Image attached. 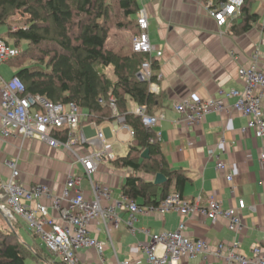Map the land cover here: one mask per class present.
<instances>
[{
  "label": "crops",
  "instance_id": "obj_1",
  "mask_svg": "<svg viewBox=\"0 0 264 264\" xmlns=\"http://www.w3.org/2000/svg\"><path fill=\"white\" fill-rule=\"evenodd\" d=\"M138 1L141 10L148 13L154 53L163 52L161 58H155L160 68L155 87L163 94V99L153 113L159 118L153 132L162 136L160 145L171 168L183 170L190 180L182 195L189 200H199L201 206H206L210 198H217L225 209L237 208L239 201H244L246 208L241 211L244 229L237 233L230 229L225 219L213 222L202 216L183 217L178 212H171L165 216H142L137 224L139 233L132 235L125 223L127 212H119L120 220L110 227L117 253L109 247L102 262L95 251L84 250L77 254L78 261L80 264L132 261L148 264L141 249L142 244L150 241L146 232L155 235L175 231L182 223L186 225L185 235L193 240H205L214 248L218 244L237 246L240 253L252 257L254 248L261 246L264 249V175L261 162L264 141L257 138L253 130L243 132L248 126V119L234 112V99L224 100L229 107L225 112L210 113L195 126L184 122L177 106L186 99L219 97L220 90L242 91L245 85L239 70L252 65L255 52L259 53V68L264 70V0H256L260 8L259 11L254 9V13L259 15V22L244 35H236L232 31L233 26L241 21L239 16L220 27L210 16L208 7L199 0ZM137 108L134 104L130 105L131 112ZM112 123L115 122L98 125L82 119L80 127L87 139L93 141L98 126H101L106 139L112 143L114 159L125 157L134 138L131 132L122 128L114 136ZM10 131V137L0 134V184L7 182L12 175V169L7 164L11 160L18 163L19 185L32 188L36 184H48L58 195L62 194L68 175L74 169H81L83 173L70 152L50 148L36 139L24 141ZM121 137L129 140L125 142L120 140ZM223 140L225 143L220 145ZM75 149L84 155L101 149V146L76 145ZM211 149L221 155L224 153L222 158L227 163L224 174L218 172L215 160L209 157ZM110 162L109 158H104L94 176L98 183L111 188L112 201L108 204L124 196L122 187L128 178L134 176L131 169H114ZM229 174L233 176V183L226 179ZM140 176L151 179L145 174ZM82 188L90 196L87 180L83 181ZM137 203L142 204V201ZM50 215L57 217L52 209ZM17 223L20 237L29 238L32 234L25 223L22 220ZM90 231L99 241L108 242V233L101 222H93ZM183 264L223 262L209 254L188 259Z\"/></svg>",
  "mask_w": 264,
  "mask_h": 264
},
{
  "label": "built area",
  "instance_id": "obj_2",
  "mask_svg": "<svg viewBox=\"0 0 264 264\" xmlns=\"http://www.w3.org/2000/svg\"><path fill=\"white\" fill-rule=\"evenodd\" d=\"M246 0H228L218 10L208 7L209 14L220 27L226 26L229 20L237 16ZM137 24L139 34L133 39V50L138 54L147 55L157 59L163 56L162 51L154 53L149 30L148 13L141 10L138 14ZM24 50L8 44L0 36V67L10 63L21 56ZM253 63L249 67H242L239 75L244 81V89L219 91V97L207 100L186 99L177 106V111L184 117L188 126H195L203 121L210 113H223L227 110L225 99H234L232 108L234 112L242 114L248 119V126L243 130L255 131L257 138L264 141V70L259 68V53L252 56ZM264 60V57L262 58ZM142 82H150L153 77V66L150 60L144 61L137 75ZM156 84L152 85V92L157 93ZM105 104L104 99L99 100ZM110 107L117 111V100L110 99ZM134 113L142 117L146 129L153 132L159 123V118L149 115L145 107H138ZM88 114L76 103L56 104L42 95L30 94L26 85L16 76L9 81L4 80L0 74V134L10 137L13 131L22 140L36 139L53 149H62L70 152L75 163L82 168L74 169L66 181L61 195L56 194L48 184H36L32 188H25L18 184L20 176L17 160L8 162L12 169L9 180L0 184V212L11 223L22 220L27 230L36 235L48 251L58 258L60 264H80L77 254L80 251H95L100 260L104 262V253L110 247L115 253L116 246L111 235V224L120 220L119 212H127L125 221L132 235L139 233L137 224L142 216H165L171 212H178L183 217L202 216L216 222L225 219L232 231L241 233L244 222L241 211L246 208L244 201H239L237 208L225 209L217 198H210L206 206H201L199 200L186 199L181 193H172L159 205L143 206L127 196L112 201V190L108 186L98 183L94 176L98 172L104 158L113 160L112 143L106 139L105 134L98 126L96 139L90 141L80 127L81 120L88 121ZM111 124L113 135L122 128L134 132L125 124L123 117ZM68 130L67 139L56 137V132ZM78 132V133H77ZM152 143L162 142V136L156 134ZM225 140L221 142L223 145ZM101 146V149L88 154H80L75 146ZM224 154V153H223ZM222 154V155H223ZM208 155L216 162L218 172H226L227 163L222 155L215 150H209ZM261 162L264 175V145L261 149ZM227 181L233 183V176L229 174ZM87 180L90 186V196L82 188ZM54 210L57 217L50 215ZM101 222L108 233V242H101L93 237L90 225ZM186 225L180 224L175 231H166L151 235L150 241L142 244L141 249L148 264H183L188 259L213 254L214 258L223 264H264V249L257 246L253 256L247 257L239 252L237 246L213 244L205 240H193L185 235ZM118 264H142L141 261L124 262Z\"/></svg>",
  "mask_w": 264,
  "mask_h": 264
},
{
  "label": "trees",
  "instance_id": "obj_3",
  "mask_svg": "<svg viewBox=\"0 0 264 264\" xmlns=\"http://www.w3.org/2000/svg\"><path fill=\"white\" fill-rule=\"evenodd\" d=\"M218 10L228 0H199ZM256 0H246L240 10V22L232 31L244 35L259 22L254 13ZM141 11L138 0H0V27L7 26L9 35L2 37L14 47L27 46L21 56L12 60L14 76L19 77L30 94L42 95L56 104L76 103L88 114V122L101 125L123 117L134 132V140L125 157H116L110 164L114 169H131L134 176L126 180L123 194L143 206L159 205L172 193H183L190 182L183 170L171 168L160 143L151 140L156 134L146 129L141 116L130 111V105L145 107L149 115L162 103L163 94L152 92L158 83L160 70L157 60L133 50V42L109 48L112 30L136 32L135 16ZM17 13L23 19L14 20ZM18 25V28L15 29ZM150 60L153 77L142 82L137 75L144 61ZM117 100V111L110 99ZM104 99L105 104L99 100ZM68 130L56 132L67 139ZM148 150V158L142 154ZM141 174L150 177L143 179ZM163 174L167 182L157 186L154 179ZM0 264H26L28 259L45 262L44 252L52 255L39 243L22 241L19 223L8 225L0 212ZM44 246V247H43ZM54 264H60L54 260Z\"/></svg>",
  "mask_w": 264,
  "mask_h": 264
},
{
  "label": "rangeland",
  "instance_id": "obj_4",
  "mask_svg": "<svg viewBox=\"0 0 264 264\" xmlns=\"http://www.w3.org/2000/svg\"><path fill=\"white\" fill-rule=\"evenodd\" d=\"M259 4H255L254 5V9H258L259 11ZM138 16H135V19H137ZM23 19V14L21 13H17L15 16H14V20L15 21H20ZM15 29L18 28V25H16V27H14ZM135 33L136 32H131L129 30L127 31H118L116 29L112 30L111 32V37H110V40L108 41V47L109 48H116V47H119V46H122V45H129V44H132L133 42V39L135 37ZM9 35V28L7 26H2L0 27V36L1 37H4V38H7ZM11 44V43H10ZM21 48L26 51L27 49V46L25 44H23L21 46ZM0 74L3 76L4 80L6 81H9L13 78L14 76V70L12 68V64L11 63H7V64H4L3 66L0 67ZM120 140H124L125 142L128 141L129 139H125L124 137L120 138ZM1 217V216H0ZM13 223H16L15 221H13ZM9 226H12L11 224L8 223ZM23 242L29 244V245H33L34 244V237L31 235L29 238L25 236L24 237H21ZM37 241L39 243L40 240L37 239ZM42 255L45 257L46 259V264H54V260H57L56 257H53V256H50L48 255L47 253L45 254L44 252L42 253ZM40 262V261H39ZM26 264H42V263H38L36 260H33V259H28L26 261Z\"/></svg>",
  "mask_w": 264,
  "mask_h": 264
},
{
  "label": "water",
  "instance_id": "obj_5",
  "mask_svg": "<svg viewBox=\"0 0 264 264\" xmlns=\"http://www.w3.org/2000/svg\"><path fill=\"white\" fill-rule=\"evenodd\" d=\"M149 156V151L146 150L143 154H142V157L145 159V158H148ZM167 182V179L166 177L163 175V174H158L156 177H155V180H154V183L155 185L157 186H160V185H163ZM6 221L10 224L9 220L6 219Z\"/></svg>",
  "mask_w": 264,
  "mask_h": 264
},
{
  "label": "bare ground",
  "instance_id": "obj_6",
  "mask_svg": "<svg viewBox=\"0 0 264 264\" xmlns=\"http://www.w3.org/2000/svg\"><path fill=\"white\" fill-rule=\"evenodd\" d=\"M7 219V218H6ZM10 222V221H9ZM10 224H11V222H10Z\"/></svg>",
  "mask_w": 264,
  "mask_h": 264
}]
</instances>
